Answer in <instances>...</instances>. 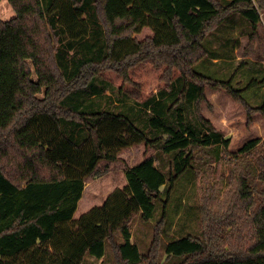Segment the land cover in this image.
<instances>
[{"label": "trees", "instance_id": "trees-1", "mask_svg": "<svg viewBox=\"0 0 264 264\" xmlns=\"http://www.w3.org/2000/svg\"><path fill=\"white\" fill-rule=\"evenodd\" d=\"M9 2L16 16L0 19V264H79L87 255L101 260L106 242L116 264H264V143L259 139L247 143L240 158L217 163L230 168L228 180L236 186L228 209L212 213L209 199L201 209L204 236L167 243L165 256L173 263L160 257L178 180L196 172L210 189L209 178L219 174L210 150L223 145L222 155L228 156L230 140L200 112L206 87L225 90L240 103L248 124L255 114L264 117V97L255 106L248 92L264 87V75L242 88L234 76L220 80L195 70L207 59L206 39L232 16L249 21L250 45L257 43L264 0ZM154 68L163 69L157 92L149 88ZM100 82L118 85L120 93L140 86L138 102L153 114L148 132L135 118L102 109L93 99L105 91ZM190 106L200 127L190 123ZM142 142L160 147V155L174 154L169 174L156 156L147 158L127 170L124 188L75 219L86 181L100 162L115 161L120 149ZM160 203L163 215L144 254L132 241L130 222L138 213L152 220Z\"/></svg>", "mask_w": 264, "mask_h": 264}, {"label": "rangeland", "instance_id": "rangeland-1", "mask_svg": "<svg viewBox=\"0 0 264 264\" xmlns=\"http://www.w3.org/2000/svg\"><path fill=\"white\" fill-rule=\"evenodd\" d=\"M15 16L16 12L9 0H2L0 2V19L8 21ZM148 32H144L142 36H145ZM250 32L251 25L247 19L241 15L230 17L204 42L208 56L207 59L200 61L195 66V70L220 80H229L234 76L235 83L242 88H245L254 76L264 75V72L259 71V67H264V23L260 26L259 37L255 45H250ZM215 55L218 59L214 61L216 64H212L211 61ZM145 68L148 69L149 67ZM162 70L161 68H154L149 71L152 75V84L149 88L154 92H157L158 86L162 85ZM145 80V77H140L139 85H142V81ZM98 85L105 86V91L102 95L93 99L101 105L102 109H109L117 114H127L135 118L136 124L140 128L148 130V120L151 119L153 114L149 109V111L143 110L138 102V95L141 93L140 86H137V88L126 87V92L120 93L119 86L116 84L107 86L100 82ZM179 90L180 87L177 84L175 92L179 93ZM248 92L253 105L258 106L262 103L264 87ZM205 97V101L200 105L202 116L213 124L224 139L230 140V145L227 148L228 156L222 155V153H225L223 145L218 146L214 151L210 150V153L214 154L213 157H215L209 160L212 165L217 166V163L223 157L226 160L230 159L231 156L240 158V150L252 140L259 139L261 143H264V117L261 114H255L252 123L248 124L247 114L243 106L236 102L225 90L206 87ZM189 109L187 115L189 120L192 121L190 122L191 125L200 127L201 124L195 116L193 106H190ZM170 121L172 124L177 123V116L174 112L170 115ZM124 136L126 138L131 137L130 139L133 137L130 134H124ZM150 137L153 138V136ZM116 149L118 148H115L113 153ZM161 152L160 147H149L142 142L134 144L130 148L120 149L115 161H101L96 172L86 181L85 191L75 213V219H79L94 206L103 205L107 197L116 189L124 188L127 184V170L147 158L156 156L157 163L162 168L161 171L164 174H169L174 154L163 156L160 155ZM202 156L206 157V154L202 153ZM218 166L219 174L214 172V175L209 178L211 180L210 184L214 185L210 189L203 188L202 179L204 178L196 172L185 173L178 180L168 204V231L163 237V247L160 253L163 262H175L174 259L169 260L165 256L167 243L188 235L199 238L204 236L201 209L206 202L208 203L209 199L208 207L214 214L223 213L228 209L232 200L235 199L236 186L228 180L230 168L227 165H221L225 176V178H221V172L223 171H220ZM217 179L220 180L217 182ZM167 198L168 196L163 200L165 201ZM162 206V203H160L156 208L152 220H145L141 213L134 215L131 219L132 241L139 246L140 251L144 254L149 251L157 221L162 218ZM116 240L118 242L123 241L120 232L116 234ZM79 264H116L111 244L106 242L103 259L98 260L87 255Z\"/></svg>", "mask_w": 264, "mask_h": 264}, {"label": "crops", "instance_id": "crops-1", "mask_svg": "<svg viewBox=\"0 0 264 264\" xmlns=\"http://www.w3.org/2000/svg\"><path fill=\"white\" fill-rule=\"evenodd\" d=\"M81 201H82V200H81ZM94 207H96V206H94ZM94 207H93V208H94Z\"/></svg>", "mask_w": 264, "mask_h": 264}]
</instances>
